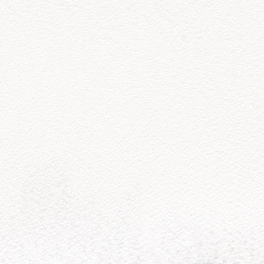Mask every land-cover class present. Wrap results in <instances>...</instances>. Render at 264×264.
<instances>
[{
  "label": "snow or ice",
  "instance_id": "snow-or-ice-1",
  "mask_svg": "<svg viewBox=\"0 0 264 264\" xmlns=\"http://www.w3.org/2000/svg\"><path fill=\"white\" fill-rule=\"evenodd\" d=\"M0 264H264V0H0Z\"/></svg>",
  "mask_w": 264,
  "mask_h": 264
}]
</instances>
